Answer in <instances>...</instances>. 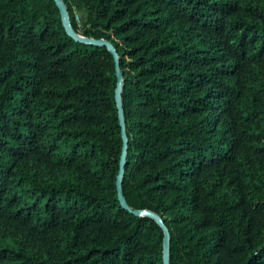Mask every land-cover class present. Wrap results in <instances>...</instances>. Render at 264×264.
<instances>
[{
  "label": "trees",
  "instance_id": "16d2710c",
  "mask_svg": "<svg viewBox=\"0 0 264 264\" xmlns=\"http://www.w3.org/2000/svg\"><path fill=\"white\" fill-rule=\"evenodd\" d=\"M62 1L169 264H264V0ZM116 85L53 0H0V264H163Z\"/></svg>",
  "mask_w": 264,
  "mask_h": 264
},
{
  "label": "water",
  "instance_id": "95a60500",
  "mask_svg": "<svg viewBox=\"0 0 264 264\" xmlns=\"http://www.w3.org/2000/svg\"><path fill=\"white\" fill-rule=\"evenodd\" d=\"M55 3L56 8L59 11L61 22L63 25V28L66 32V34L73 39L75 42L88 45V46H94V47H104L107 49V51L113 56L114 62H115V75L117 79V85L115 89V102H116V109H117V116L119 120V126L121 128V136H122V152L120 156V162H119V172L116 179V190H117V198L119 201L120 206L128 210L132 215L136 217H146L151 220H153L159 228L163 232V241H162V258H163V264H169V232L165 225L163 224V221L159 216L156 214L149 212V211H139V210H131L123 197L122 190H121V181L123 176V167H124V160H125V154H126V146H127V138L125 133V122L123 117V110H122V104H121V91H122V74L118 66V57L117 54L111 45V43L100 39V40H94L90 38H85L83 36H80L76 34L71 27L69 15L67 8L62 0H53Z\"/></svg>",
  "mask_w": 264,
  "mask_h": 264
},
{
  "label": "rangeland",
  "instance_id": "374dc122",
  "mask_svg": "<svg viewBox=\"0 0 264 264\" xmlns=\"http://www.w3.org/2000/svg\"><path fill=\"white\" fill-rule=\"evenodd\" d=\"M77 22L81 24V16L78 12H76ZM80 26V25H79Z\"/></svg>",
  "mask_w": 264,
  "mask_h": 264
}]
</instances>
